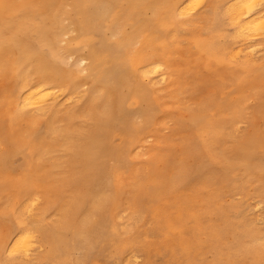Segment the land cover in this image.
I'll return each mask as SVG.
<instances>
[{"label":"bare ground","instance_id":"bare-ground-1","mask_svg":"<svg viewBox=\"0 0 264 264\" xmlns=\"http://www.w3.org/2000/svg\"><path fill=\"white\" fill-rule=\"evenodd\" d=\"M0 22L4 29L0 60L7 50L3 61L8 64L4 70L12 82L4 101L7 121L0 127V143L6 142L9 148L0 155V221L13 234L8 240L0 239V253L6 257L2 256L0 264H12L13 255L23 252L24 256L44 243L56 258L82 242L90 244L88 251L95 250L105 257L117 256L123 253L127 243L120 237V225L115 219L121 220L124 215L128 226L135 225L139 221L137 206L141 199H146L151 216L164 217L168 229L172 230L175 223L183 220L184 213L189 212V200L182 190L175 194L173 214L167 211V192L177 189L173 178L182 182L191 178L183 165L175 166V156L167 159L155 154L145 164L137 161L131 173L124 171L129 152L141 147L147 136H156L153 126L161 111L162 98L168 96L178 103L183 78L173 67L183 40L191 42L199 59L204 60L221 83V89L229 90L227 95L216 93L217 99L211 101L214 113L205 116L207 120L204 114L210 108L208 103H202L191 111L192 118L189 116L191 120L186 125L196 127L197 142L207 159L222 165L224 170L219 182L210 181L213 171L203 175L201 188L211 189L207 205L210 206L219 191L226 193L239 187V164L248 180L258 165L264 180L261 160L264 127H255L249 135L236 139L229 151L225 149L224 132L244 119L248 94L259 93L261 89L263 103L259 112L264 119V54L259 59L253 56L261 53V49L264 51V42L257 39L264 36V0H0ZM225 23L233 28V35L226 33ZM186 31H190L189 36L185 35ZM71 58L78 61L71 64ZM229 61L236 65L230 66ZM80 62L87 65L79 67ZM224 79L230 83L228 88ZM86 83L89 87L84 93L85 103L80 111L72 109L70 118L86 114L89 108L97 114L87 127L76 125L75 140L69 143L71 137L66 128L58 135L59 129L53 122L55 112L63 104V95L71 102L70 97L77 95L80 86ZM162 83L165 86L159 88ZM151 93L155 94L154 100ZM68 100L64 101L68 103ZM33 113L49 115L43 138L39 136L38 118ZM132 114L141 120L134 122L130 118ZM22 120L34 124L29 136L25 135ZM127 139L132 141L129 147ZM55 142L60 143L63 155L57 154ZM186 148L193 158L201 160L194 142ZM109 151L117 156L118 164L110 159L106 161ZM18 154L22 155L20 174L12 177L13 159ZM101 163L102 169L97 172ZM169 167L175 169L171 177H167ZM63 172L71 173V177H63ZM108 178L110 181L102 183L104 186L98 185V181ZM76 184L78 191L74 190ZM263 194L264 185L258 189V195ZM27 213L30 220L25 217ZM49 216H52L50 221ZM245 220L242 221H248ZM196 223L199 231L202 224L199 225L198 219ZM243 232L250 235L246 229ZM182 242V251L190 256L187 240ZM251 242L249 251L262 249L264 233L252 237ZM215 245H221L220 241ZM218 253L215 251V255Z\"/></svg>","mask_w":264,"mask_h":264},{"label":"rangeland","instance_id":"rangeland-1","mask_svg":"<svg viewBox=\"0 0 264 264\" xmlns=\"http://www.w3.org/2000/svg\"><path fill=\"white\" fill-rule=\"evenodd\" d=\"M226 24L228 23H225L224 25L226 33H228L229 35H233L234 33L233 28L228 27V25ZM198 29H200V27H198ZM0 31L2 32V36L0 37V39L2 40L4 38V29L2 27L1 22H0ZM185 35L189 36L190 31H186ZM257 39L258 41L264 42V36L258 37ZM7 54L8 51L6 50L1 56V60H0V127L1 126L4 127L7 121L6 115L4 114L3 111L4 101L7 94H9L10 88L12 87V82L10 81L8 72L4 70L8 63L3 61V59L5 56L7 57ZM263 54L264 51L261 49V53L256 52L253 54V56L259 59L262 57ZM174 59L175 62L173 69L177 74H180L183 78V82L180 85V87L183 88V90L179 91L178 93V103L177 104L176 102L173 103L168 96L162 98L159 105L161 106L160 107L161 111L158 112L157 115L158 120L153 126L154 128L153 130H156V136L154 137L147 136L144 139L143 143H141V147L129 152L130 156H129L128 166L126 169L124 168V171L131 173L136 168L137 161H142V163L145 164V162L147 160L152 159V157L155 154H157L159 157L164 156L167 159L169 158V156L171 157L175 156L176 157L175 166L180 167V165H183V167L190 172L189 175L191 178L185 182L178 180L176 177L173 178L174 181L173 184L176 186L177 189H173L172 191L167 192V197H168L167 201L169 202L167 211L173 214V212L175 211L173 208V204L175 201H177L174 198L175 194L178 191L182 190L184 195L188 197L189 200V204H188L189 212H187V214L184 213L183 220L179 224L175 223L174 228L170 230L167 228L165 224L164 217L151 216L150 207L146 199H141L140 205L137 206L138 208L137 210H140L139 221L135 225H133L132 227L128 226V223L126 222V218L124 215L121 218V220L115 219V222L120 225L119 235L127 243V246L124 249L123 253H119V255L114 257L107 254L108 257L110 258L109 259L108 257L102 255V253H97L95 250L88 251L90 244L82 242L80 246L76 245L69 253H61V256L59 258H56L54 253H49L51 252L50 248L47 244L44 243L43 245H36L33 250L31 249V251L27 253L28 255L25 253L27 256L26 255L23 256V252H21L22 254L19 252L18 254L13 255L10 261L12 264H33L34 262L35 264L36 263L64 264L65 260L67 261L66 262L67 264H73V263L77 264L78 262H81V264H184V263L189 264V262L191 264H215V263L216 264L217 263L218 264H227V263L228 264H263L264 263L263 261L264 242L263 245L260 246V248L262 249H260L259 251L254 252L248 250L252 246L251 245L252 237L256 238L258 235L264 233L263 231L264 224H262L264 223V221L261 220V219L264 220L263 217L264 214L262 215V213L264 212V194L263 196L258 195V189H260L264 185L262 183V181L264 180H261L262 178L260 177V174L262 173L260 172V167L257 165L258 168L255 170V174H253L251 178L248 180V175L247 174L244 175L242 169L243 166L239 164L237 167V174H238L237 181L240 183L239 187L231 192L225 193L224 190L219 191L217 194H215L216 199L212 200L210 206L207 205V199L211 194V189L209 187L201 188V186L204 183L203 180H205V177L203 175L209 174L211 171H213L214 173L210 175L211 178L210 181L219 182L224 176V170L222 168V165L219 166L218 163L209 161L207 159L206 153L204 152L202 145L197 142L198 139L196 137L197 135L195 131L196 127H194V125L192 126L191 124L186 126L192 118L191 111L193 109H197V106H200L202 103L203 104L208 103L210 109L207 113L204 114V117L205 116L207 117L209 113L210 114L214 113V106L211 101L217 99L216 93H220V95L221 94L227 95L229 93L228 92L229 90L225 89L223 91L221 89L220 87L221 83L219 84V80H217V77L214 76L212 70L208 69L205 66L204 60L199 59V56L197 55L190 41L183 40L182 47L177 50ZM75 61L77 62L78 60L75 58L74 59L71 58L69 60L71 64H74ZM228 64L230 66L236 65V63L233 61H229ZM85 65H87L86 62H80L78 66L83 67ZM225 82L228 88L230 83L229 81L226 80ZM164 86H165L164 83H162L161 86L158 87L162 88ZM88 87L89 85L87 83L81 85L80 88L78 89L79 91L77 94L78 97L77 95H75L74 97H70V99H72L71 102L70 100H68L67 95H63L61 99L63 104L58 108L59 111L55 112L56 115L54 117L53 122H54V126H56L57 129H59L57 131L58 135H60V131L62 128H66L67 132L71 137L69 143H73L75 140L76 136L74 134V131H77L78 129L76 128V125L81 124L83 125V127H87L88 122L92 120L91 118L97 114L96 110L89 108V111L86 114L80 113L73 115V117L70 118L72 109H74L75 111H80V108L83 107L86 100V97H84V93L85 91H87ZM262 91L263 90L261 89L259 93L252 92L251 94H248L247 100L245 102L244 119H242L234 127L228 126L227 128H225L224 132L226 134V144H225L226 151L232 149L231 147L233 143L237 142L236 139H242L246 135H249L255 127L256 128L264 127V119L262 118L259 112L260 107L263 103V97L261 96ZM154 95L155 94L151 93L152 100H154L155 98ZM64 100H68V103ZM133 107L136 110L139 109V106L136 104H133ZM33 116H37L38 118L37 129L39 131V136L41 138L45 137L47 118L49 117V115L34 114ZM206 117L204 118V120H207ZM130 118L134 122L141 120L139 119L140 117H138L136 114H132ZM21 124H22V128L27 131L25 135L29 136L28 133L29 131L32 130L34 124L30 120L28 121L22 120ZM131 142H132L131 140L128 142L127 139L126 146L129 147ZM193 142L196 144V149L201 156V160H197L193 158L191 152L186 148L188 143H193ZM8 149L9 148L6 142L0 143V155L6 153ZM54 149H57V154L63 155L62 152L63 148L61 147L59 142H55ZM106 156H107L106 161L110 159L118 164V162L116 161L117 156L113 154V151L112 152L109 151ZM64 160H66V158H64ZM261 160L264 162L263 157H261ZM13 161H14L13 170L10 172V174L12 177H18L20 174L22 155L18 154L13 159ZM102 166H103L102 163L97 166V172H99L102 169ZM174 173H175V169L169 167L167 171V177L173 176ZM61 175H63V177L66 178L71 177V173L65 174L63 172L61 173ZM186 176H188L187 173ZM106 181H110V179L109 178L106 180L102 179L101 181H98V185L104 186L102 183ZM77 187L78 184L74 185V190L78 191L79 188ZM208 206L209 209H207ZM203 207L206 210H204ZM247 207L249 208L247 209ZM225 208L228 209L227 211L225 210V212H223ZM202 209L203 211H201ZM208 210L209 211L211 210L210 214L212 216L210 214H206V212L209 213ZM228 210L230 211L228 212ZM244 210L247 211L244 212ZM199 212L202 215H199ZM226 212L228 215H230L231 213V215L227 218L226 216L228 215L225 214ZM239 214L242 216V218ZM28 215H29L28 213L25 214V217L26 219L30 220V215L29 217ZM249 215H250V220H252L253 224H251V221L249 220ZM216 216H218L219 218H217ZM220 217H222V219ZM247 217L248 219H246ZM253 217H255V219ZM238 218L241 221V222L239 221L240 223L236 221L239 220ZM50 219H52V216H49L48 220L50 221ZM197 219L199 220V225L202 224L200 226L201 229L199 231L197 229V223H196ZM227 219L228 221L226 222ZM245 219L248 220L249 222L246 221ZM204 220H206L204 223L201 222ZM242 220H245L246 222L244 223V221ZM247 222L251 227L247 224ZM228 223L231 224L229 225ZM241 223L243 226L241 225ZM243 223L247 224V226L245 227ZM14 224L15 223H12V225ZM239 225H241V227ZM211 226L212 227L215 226L217 228L214 227L213 229ZM189 227L192 228L188 230ZM220 227L222 228V230L218 229ZM224 227L229 229H226ZM244 227L246 231L250 232L249 235L250 237L244 235L245 234L243 232L245 230ZM248 227H250V229ZM190 232L192 235L190 234ZM221 232L224 233L221 234ZM185 233L188 234H186L185 236ZM229 233L235 234V236L234 235L232 236ZM237 235H239L240 237ZM11 236H13V234L6 228V224H3L0 221V239L8 240ZM193 237H196V239ZM221 237L224 239H222ZM182 239H186L188 242L187 243L189 246L188 254L190 256H186L185 253L182 251V245H183ZM225 239L226 241H224ZM237 240L239 243L237 242ZM244 240L245 241L247 240L248 244ZM219 241L221 245L216 246L215 244H219ZM175 243H178V245H176ZM213 248L215 249L216 253L219 252L218 254L220 255V257L218 254H216L217 256L215 255V251H213L214 250ZM218 248L219 249L221 248L222 251L219 250ZM176 251L178 254L176 253ZM241 252H243V255H240ZM259 253L263 256L262 258H260ZM213 254L215 257H213ZM232 255H236V256H232ZM0 256H1L0 260H2L3 258L6 259L5 255H2V253H0ZM250 256L252 257V259H250ZM254 257H256V259H254ZM23 258L24 259L27 258V260H24ZM193 258H195V260H192ZM213 258L214 259L218 258V259H216L215 261L213 260ZM219 258L221 260H219ZM217 261H219L220 263ZM221 261H223L224 263Z\"/></svg>","mask_w":264,"mask_h":264}]
</instances>
